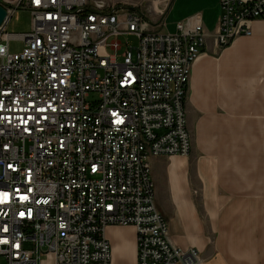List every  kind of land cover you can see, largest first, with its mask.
<instances>
[{"label": "built area", "instance_id": "built-area-1", "mask_svg": "<svg viewBox=\"0 0 264 264\" xmlns=\"http://www.w3.org/2000/svg\"><path fill=\"white\" fill-rule=\"evenodd\" d=\"M0 3V255L8 264H112L107 228L133 226L138 264H203L200 251L173 243L151 168L153 158L192 152L186 105L207 46L202 17L164 33L159 1L145 12L101 0ZM219 6L220 50L264 17V0ZM21 8L32 30L8 33ZM128 36L138 45L121 41Z\"/></svg>", "mask_w": 264, "mask_h": 264}, {"label": "crops", "instance_id": "crops-1", "mask_svg": "<svg viewBox=\"0 0 264 264\" xmlns=\"http://www.w3.org/2000/svg\"><path fill=\"white\" fill-rule=\"evenodd\" d=\"M158 1L177 23L200 15L208 36L186 105L192 153L151 159L157 207L173 243L200 251L203 264H264V17L220 50V0ZM106 237L112 264H138L133 226Z\"/></svg>", "mask_w": 264, "mask_h": 264}, {"label": "rangeland", "instance_id": "rangeland-1", "mask_svg": "<svg viewBox=\"0 0 264 264\" xmlns=\"http://www.w3.org/2000/svg\"><path fill=\"white\" fill-rule=\"evenodd\" d=\"M105 2L106 7L111 8H135L138 11L145 12L146 10L149 11V9L152 7V4L154 1L158 0H101ZM161 9H166L168 2L160 3ZM168 12L163 20V26L161 30L164 33H174L176 31V24L177 19ZM152 20V23H157L160 21V16L154 14L150 17ZM33 27V18L31 12L28 10H25L23 8L16 10L14 15L11 17L10 22L7 26L8 33L11 34H24L28 33L32 30ZM121 41L123 42H129L131 46H137L138 45V39L134 36H128L125 38H121ZM24 50V44L20 40H12L10 41V51L14 55L21 54ZM96 96L94 97V99ZM193 149V146H192ZM192 153V152H191ZM191 155V154H190ZM187 158V157H186ZM0 264H8L7 260L4 256L0 255Z\"/></svg>", "mask_w": 264, "mask_h": 264}, {"label": "water", "instance_id": "water-1", "mask_svg": "<svg viewBox=\"0 0 264 264\" xmlns=\"http://www.w3.org/2000/svg\"><path fill=\"white\" fill-rule=\"evenodd\" d=\"M128 8V7H127ZM130 10H134L135 8H128ZM8 13L6 9L3 7V5L0 3V28L4 25L6 19H7Z\"/></svg>", "mask_w": 264, "mask_h": 264}]
</instances>
